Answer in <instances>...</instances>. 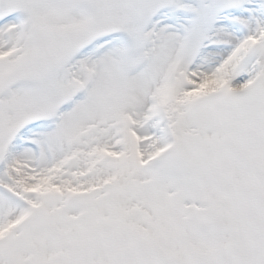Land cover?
I'll use <instances>...</instances> for the list:
<instances>
[{
    "label": "snow or ice",
    "instance_id": "6c2138e0",
    "mask_svg": "<svg viewBox=\"0 0 264 264\" xmlns=\"http://www.w3.org/2000/svg\"><path fill=\"white\" fill-rule=\"evenodd\" d=\"M0 264H264V0H0Z\"/></svg>",
    "mask_w": 264,
    "mask_h": 264
}]
</instances>
